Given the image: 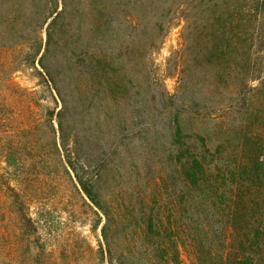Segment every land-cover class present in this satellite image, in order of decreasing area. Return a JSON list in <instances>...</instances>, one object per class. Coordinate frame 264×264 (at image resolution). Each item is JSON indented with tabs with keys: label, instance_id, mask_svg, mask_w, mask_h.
Returning a JSON list of instances; mask_svg holds the SVG:
<instances>
[{
	"label": "trees",
	"instance_id": "obj_1",
	"mask_svg": "<svg viewBox=\"0 0 264 264\" xmlns=\"http://www.w3.org/2000/svg\"><path fill=\"white\" fill-rule=\"evenodd\" d=\"M177 14L179 86L158 111L170 131L169 170L146 175L133 192L135 258L113 246L102 196L123 163L124 55L144 59ZM25 69L40 91L15 82ZM47 95L61 105L57 114L39 107ZM99 119L107 127L96 136ZM0 157L20 245L0 264H54L31 209L59 191L102 211L108 264H187L183 250L197 264H264V0H0Z\"/></svg>",
	"mask_w": 264,
	"mask_h": 264
},
{
	"label": "rangeland",
	"instance_id": "obj_2",
	"mask_svg": "<svg viewBox=\"0 0 264 264\" xmlns=\"http://www.w3.org/2000/svg\"><path fill=\"white\" fill-rule=\"evenodd\" d=\"M172 18V16H171ZM170 18V19H171ZM184 21L177 14L170 23V28L155 48H146L144 59H135L127 53L124 55V97H121L120 118L124 119V145L121 150L123 163L120 171L114 169L113 179L102 189L103 200H106L110 216L114 222L111 239L117 253L130 252L135 258L141 252L140 235L137 226L136 211L129 208L130 200L138 202L134 196L142 183V178L153 172L168 171L170 131L164 117L158 115L161 99L176 95L179 86V70L182 64L181 53L184 49L181 33ZM124 29V28H123ZM131 42L124 44V54ZM150 50V51H149ZM198 92L207 93L203 75L198 74ZM14 80L23 88L38 90V78L33 69H25L14 76ZM214 94H224L221 86L211 85ZM164 96V97H163ZM39 107L60 110L50 95L46 101L41 100ZM73 112L79 116L85 113L82 106ZM57 116L53 124L57 125ZM96 136L106 132V125L99 119L93 125ZM88 125L86 126V128ZM81 126V132L85 129ZM113 129V128H112ZM4 167L0 157V171ZM6 188L0 191V261L18 256L20 245L15 235V222L6 213ZM48 202L39 209H31L32 217L37 221L39 231L47 244V250L53 257L54 264H108L106 246L101 229L106 218L83 194H65ZM65 198V199H62ZM4 200V201H3ZM124 204V208L120 207ZM129 223V224H128ZM103 249L104 253H101ZM183 260L187 264H197L191 251L183 250ZM136 261V259H135Z\"/></svg>",
	"mask_w": 264,
	"mask_h": 264
}]
</instances>
